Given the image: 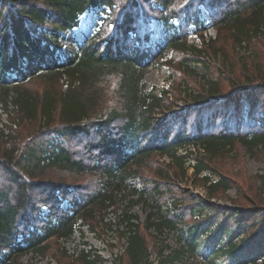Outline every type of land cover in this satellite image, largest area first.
<instances>
[{
    "label": "trees",
    "instance_id": "obj_1",
    "mask_svg": "<svg viewBox=\"0 0 264 264\" xmlns=\"http://www.w3.org/2000/svg\"><path fill=\"white\" fill-rule=\"evenodd\" d=\"M202 4L210 13L207 17L212 26L218 32L232 34L234 44L264 25V0H0V106L8 119L17 116L19 126L12 124L16 127L11 126L10 132L25 123L45 128L15 151L0 147V264H12L23 255H44L51 239L70 238L79 220L91 216L92 206L107 212L114 205L111 189H119L135 178L137 170L154 156L181 165L192 157L194 176H199L210 168L201 157L189 156L191 148L216 154L235 143L248 150L264 145L261 74L229 79L225 92L210 86L207 96L192 98L194 108L168 122L157 119L165 102L162 96L145 92V72L163 57L164 50L201 54L187 45V30L191 25L198 33L204 30L199 17ZM105 9L110 10L108 15ZM94 10L106 15L105 19L99 18L100 30L76 50L71 40L63 51L62 40H68L65 34L78 28L82 17ZM151 19L164 26L165 46L149 43L148 32L139 36V25H149ZM175 20L178 28L173 27ZM129 35H135L133 43ZM144 45L152 46V51L141 47ZM201 60H191L195 62L193 70H206ZM63 76L70 80L64 94L50 90L37 94L24 87L43 78L55 83ZM110 77L117 79L114 97L118 108L105 113L90 89ZM245 82L250 84L243 87ZM252 88L257 90V106L247 119L248 106L242 92ZM209 127L213 131L206 132ZM4 137L8 139L9 134L4 136L0 131L3 141ZM179 150L187 151L186 155L178 154ZM167 169H162L158 182L145 185L140 197L152 200L146 231L162 234L167 230L180 235L181 252L168 259L162 255L172 263L181 253L196 254L205 235L216 237L227 234V230L223 221L213 231L204 232L209 224L204 219H193L186 230L180 228L187 227L186 218L209 211L206 219H210L220 210L197 196L190 198L189 192L178 198ZM52 170L96 173L99 191L87 196L74 183L45 180ZM208 190L209 198L218 191L225 193L230 190V181L219 177ZM165 196L171 202L170 208L166 206L168 201L161 202ZM186 197L192 201L187 202ZM239 211L225 213L222 218L229 216L237 225L245 224L247 237L238 242L230 238L226 246L210 253V264H217L215 261L222 256L235 260L252 240L264 237V216L257 218L260 210L251 211V223L245 216L239 217ZM135 219L126 212L118 228H123L120 237L127 243L125 253L130 263L145 264L149 253ZM99 259L92 252H82L79 257L82 264H100ZM234 263L255 264L238 260L229 264Z\"/></svg>",
    "mask_w": 264,
    "mask_h": 264
},
{
    "label": "rangeland",
    "instance_id": "obj_2",
    "mask_svg": "<svg viewBox=\"0 0 264 264\" xmlns=\"http://www.w3.org/2000/svg\"><path fill=\"white\" fill-rule=\"evenodd\" d=\"M207 16L210 17V13L202 4L199 17L203 22L204 30L198 33L193 25L189 26L187 30V45L199 49L200 55L164 50L163 57L145 72L143 79L145 92H154L165 100L162 103V112L157 117L160 122H168L173 117L182 115L194 108L196 105L192 98L198 95L207 96L208 88L212 85H215L221 92H225L229 79L236 80L238 76L243 75L246 78L257 76L256 74L264 76V25L257 32L251 31L249 37L240 44H234L232 43L234 40L232 34L230 35L227 31L218 32ZM99 18L102 16L97 10L88 16H83L79 29L66 33L65 37L68 40L63 39L61 45L65 48L71 40L77 44L83 43L85 38H89L97 30ZM178 26L179 22L173 21V27L178 28ZM111 30L112 27H108V31ZM137 31L139 36L148 32L149 43L156 44L159 42L161 46H165L162 37L166 32L159 21L151 19L149 25L140 24ZM129 36L132 38L130 39L131 43H133L135 35ZM148 40L142 39L141 42L149 44ZM63 47L62 50H64ZM141 47L152 51V46L144 45ZM184 57L190 61H184ZM191 60L204 61L206 70H193L192 65L195 62ZM187 65L191 66V71ZM69 82L70 80L65 76L60 77L55 83L43 78L24 87L37 94H41L45 90L64 94L67 92ZM249 84V82H245L242 86L246 87ZM116 87L117 79L110 77L104 79L100 86H93L90 89L92 95L97 96L98 99H94L102 112L107 113L111 109L118 108V99L114 97ZM256 93L257 90L254 88L242 92L248 106L245 111L247 119H250L255 112L254 109L257 106L255 103ZM12 112L10 111V113ZM260 113L264 117V108ZM206 120L207 118L204 116L205 123ZM55 122L58 121L55 119ZM14 123L19 126L17 116L14 115L8 119L0 106V131L4 133V136L9 134L8 139L4 137V141L0 138V147L8 152H11L12 149L15 151L21 148L38 134V130H42L41 124L25 123L10 132L11 126L16 127L12 125ZM189 129L191 130V125ZM206 130V132L213 131L210 127ZM78 148L80 152L84 151L83 147L79 146ZM189 150V156L193 154L195 157H201L208 163L207 166L213 171V174L209 169L199 176H194V170L191 166L195 164V160L192 157L182 162L181 165L172 164L171 160L154 156L137 170L135 178L130 179L119 189L114 187L111 189V200L114 205L107 212H102L98 206H92L91 216L86 217L84 215V219L79 220L75 232L70 238L51 239L44 255H23L15 259L12 264H82L79 260L82 252H92V255H98L100 264H131L129 256L127 257L125 253L127 243L120 237L123 228H118L120 220L126 212L135 216L134 224L139 226L140 234L145 240L149 253L148 261L145 264H161V262H166L163 264H210V253L226 246L230 238H233L234 242H238L247 237L246 232H244L245 224L237 225L229 216L223 220L222 215L225 213L231 215L241 210L239 217L245 216L251 223L253 217L251 218L250 214H252V210L262 211L264 209V145L256 150H248V148L235 143L232 148L224 149L216 154L206 153L197 147ZM186 153L187 151H178V154L181 155H186ZM164 168H168L167 176L170 183L174 184L175 187H172V191H175L178 198L183 196V193L189 192L190 198L196 199L194 196H197L202 201H209L218 206V210H220L213 215L215 219H206V216L210 215L209 211H204L200 216L186 218L187 227L180 228L186 230L192 224L193 219L194 221L204 219L209 222L208 226L203 229L204 232L213 231L223 221L227 230V234H217L216 237L212 235V237L207 238V235L204 236L203 233L204 237L200 241V250L196 254L181 253L172 263L163 258L168 259L175 252H181L183 243L179 241L180 235L167 230H164L162 234L152 229L146 231L145 225L152 210V200L145 201L140 197L145 185L159 181V174ZM219 177L230 181V190L225 193L218 191L209 198L208 186L218 182ZM205 178H208L209 181H205ZM44 179L53 182L74 183L87 196H91L92 192L96 194L99 191L100 179L96 173L77 174L52 170ZM101 189L103 191L104 188ZM167 199L168 196H165L161 202H166ZM185 199L187 202L192 201L188 197ZM170 204L171 202L168 201L166 206L170 208ZM260 211L257 218L264 216V213ZM236 260L264 264V237L259 236L252 240L248 247L237 255L235 260L222 256L215 262L217 264H229L236 262Z\"/></svg>",
    "mask_w": 264,
    "mask_h": 264
},
{
    "label": "built area",
    "instance_id": "obj_3",
    "mask_svg": "<svg viewBox=\"0 0 264 264\" xmlns=\"http://www.w3.org/2000/svg\"><path fill=\"white\" fill-rule=\"evenodd\" d=\"M98 12H99V11H98ZM100 13H101V12H100ZM106 13L108 14L109 11L107 10ZM101 16H102V18H105V17H106V16H105L104 14H102V13H101ZM203 18H205V16H203ZM99 25H100V23H99ZM81 44H82V43H81ZM81 44H79V46H81ZM76 49H77V47H76Z\"/></svg>",
    "mask_w": 264,
    "mask_h": 264
}]
</instances>
